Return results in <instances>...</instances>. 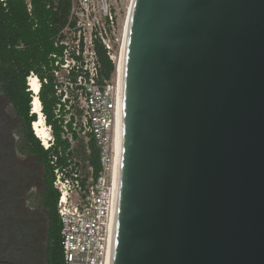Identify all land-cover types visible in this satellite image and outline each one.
Segmentation results:
<instances>
[{
  "label": "water",
  "instance_id": "95a60500",
  "mask_svg": "<svg viewBox=\"0 0 264 264\" xmlns=\"http://www.w3.org/2000/svg\"><path fill=\"white\" fill-rule=\"evenodd\" d=\"M107 264H264V0H132Z\"/></svg>",
  "mask_w": 264,
  "mask_h": 264
},
{
  "label": "built area",
  "instance_id": "2783aa9c",
  "mask_svg": "<svg viewBox=\"0 0 264 264\" xmlns=\"http://www.w3.org/2000/svg\"><path fill=\"white\" fill-rule=\"evenodd\" d=\"M96 2L98 17L92 12L94 5L89 0H71L69 19L55 41V46H64L63 53L52 55L58 99L53 115L61 139L69 146L66 155H70L66 166L54 170L53 180L58 193L56 211L63 264H107L111 243L114 141L121 118L122 89L116 78L112 43L104 28V24L113 25L111 9L107 0ZM68 35L74 39L69 40ZM96 43L103 47L114 66L109 78L101 75ZM120 50L121 47L119 53ZM30 79L38 83L39 90L38 78L30 74L28 86ZM52 141L47 144L48 141L42 140L44 149ZM91 142L97 151V172L90 161ZM78 148L82 149V160L77 157ZM55 161L53 157L51 164Z\"/></svg>",
  "mask_w": 264,
  "mask_h": 264
},
{
  "label": "trees",
  "instance_id": "16d2710c",
  "mask_svg": "<svg viewBox=\"0 0 264 264\" xmlns=\"http://www.w3.org/2000/svg\"><path fill=\"white\" fill-rule=\"evenodd\" d=\"M70 11L71 0H0V90L20 124L22 151L43 168L45 175L43 205L49 211L46 264H63L56 211L58 193L53 188V180L54 170L67 164L69 146L61 139L53 115L58 99L54 91L52 55L63 53L64 46H55V41L67 23ZM95 51L102 77L109 78L114 71L113 64L100 44H95ZM30 74L40 81L38 99L53 140L49 149H44L32 130L37 116L31 113L32 93L27 85ZM90 148V161L97 172V151L93 142ZM53 157L56 161L51 164Z\"/></svg>",
  "mask_w": 264,
  "mask_h": 264
},
{
  "label": "flooded vegetation",
  "instance_id": "af4514ba",
  "mask_svg": "<svg viewBox=\"0 0 264 264\" xmlns=\"http://www.w3.org/2000/svg\"><path fill=\"white\" fill-rule=\"evenodd\" d=\"M0 113V264H46L49 211L45 175H34Z\"/></svg>",
  "mask_w": 264,
  "mask_h": 264
},
{
  "label": "rangeland",
  "instance_id": "374dc122",
  "mask_svg": "<svg viewBox=\"0 0 264 264\" xmlns=\"http://www.w3.org/2000/svg\"><path fill=\"white\" fill-rule=\"evenodd\" d=\"M94 5L93 11L95 13V16H99V9L97 8V0H89ZM131 0H107V4L109 5L111 9V14L113 16V25H105L104 28L106 29L108 33V38L112 43V54L116 57L117 53L120 49L122 35L124 31V25L127 18V13L130 7ZM68 39H74L73 35H68ZM0 113L2 114V118H4L7 121V126L12 130L16 142L18 144L19 139H21L20 136V124L18 122V119L16 118L11 104L7 101L4 94L0 90ZM46 126V125H45ZM48 128V127H45ZM33 130V129H32ZM34 133V132H33ZM50 133V139H52V134ZM41 143V142H40ZM21 147V144L19 148ZM22 151V150H21ZM23 152V151H22ZM77 157L78 159L82 160L84 159L82 149L78 148L77 150ZM33 161V159H32ZM32 172L34 175H43V168L40 165L33 164Z\"/></svg>",
  "mask_w": 264,
  "mask_h": 264
},
{
  "label": "bare ground",
  "instance_id": "6f19581e",
  "mask_svg": "<svg viewBox=\"0 0 264 264\" xmlns=\"http://www.w3.org/2000/svg\"><path fill=\"white\" fill-rule=\"evenodd\" d=\"M132 1V0H131ZM131 9V3H130V7L128 12ZM128 16V13H127ZM127 23V18H126V22L124 25V31H123V35H122V40H121V50L120 53L118 51L117 56L115 58V65L117 66L116 68V78L118 76V85L121 83V77H122V67H123V57H124V40H125V33H126V24ZM29 87H30V91L33 93L32 94V101H31V113L35 114L37 116V120L35 122L32 123V129L33 132L35 133V136L37 138H39L40 140H43L44 142H47L50 140V131L48 128H45L47 126H45V122L43 121V116L42 111L40 109V105L38 103L39 99L37 98L38 96V83L35 80H29ZM121 86V85H120ZM120 121L121 118L119 120V124H118V128H117V132H116V137H115V150H116V156L114 158V164H113V178H114V184L116 183V170H117V158H118V146H119V134H120ZM50 143V142H48Z\"/></svg>",
  "mask_w": 264,
  "mask_h": 264
},
{
  "label": "clouds",
  "instance_id": "9594fccd",
  "mask_svg": "<svg viewBox=\"0 0 264 264\" xmlns=\"http://www.w3.org/2000/svg\"><path fill=\"white\" fill-rule=\"evenodd\" d=\"M29 87V86H28ZM32 93V92H31ZM39 93V92H38ZM33 94V93H32ZM38 103H39V105H40V102L38 101ZM40 109H41V105H40ZM42 115V114H41ZM43 121H44V119H43ZM46 125V124H45ZM35 134V133H34ZM39 139V138H38ZM39 141H40V139H39ZM41 142V141H40ZM48 142H50V140L48 141ZM48 142H47V144H48ZM41 145H42V143H41ZM43 146V145H42ZM50 148V147H49Z\"/></svg>",
  "mask_w": 264,
  "mask_h": 264
}]
</instances>
